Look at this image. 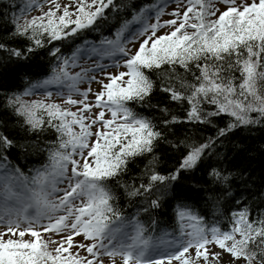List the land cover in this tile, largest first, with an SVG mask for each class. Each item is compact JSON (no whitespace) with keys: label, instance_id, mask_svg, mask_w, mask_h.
Instances as JSON below:
<instances>
[{"label":"snow or ice","instance_id":"snow-or-ice-1","mask_svg":"<svg viewBox=\"0 0 264 264\" xmlns=\"http://www.w3.org/2000/svg\"><path fill=\"white\" fill-rule=\"evenodd\" d=\"M0 24V74L24 82L0 93V264H220L225 254L229 264H264V187L253 193L252 176L224 150L237 129L264 127V0H26L18 9L9 0ZM41 49L49 65L26 67ZM158 81L168 100L153 104ZM169 102L187 104L182 119ZM180 124L216 134L182 137ZM49 131L55 140L41 139ZM167 151L180 154L171 169L159 167ZM37 152L46 163H17ZM137 160L147 163L126 180ZM125 199L135 200L128 214ZM166 204L172 231L156 215Z\"/></svg>","mask_w":264,"mask_h":264},{"label":"trees","instance_id":"trees-1","mask_svg":"<svg viewBox=\"0 0 264 264\" xmlns=\"http://www.w3.org/2000/svg\"><path fill=\"white\" fill-rule=\"evenodd\" d=\"M9 2V0H0V10H2L5 5ZM26 2V0H14V3L16 5V8L18 9L19 6L23 5ZM36 2V0H34ZM158 0H132V3L140 6L144 5H152L157 3ZM15 10V9H14ZM31 12V11H30ZM30 12L27 13V17L31 18L34 15H30ZM128 19L131 17L128 16ZM4 27L2 24H0V41H3L5 38L8 37L7 31L4 30ZM108 26H105V29ZM7 28L10 30L11 25H7ZM104 35H109V32L107 30H104ZM90 39H98V35L96 33L89 34ZM19 42H23V38H19ZM76 43H79V40L76 41ZM56 46H60L62 48V51L65 50L63 45H60L59 42H53ZM11 46L15 47L17 46V43H13ZM27 46V45H25ZM52 45H47V47H51ZM40 55L37 56L34 60H30L27 62L26 67H31L33 71H39V68L37 67L42 66L46 68L49 65L50 57L47 56L46 52L41 49ZM70 51V49H68ZM4 54L0 53V57H2ZM177 72L183 74V69L177 67ZM39 78V77H37ZM189 80H191V77H187ZM153 79H156V77H153ZM157 91L155 94V98L153 99V104L158 103L162 100H168L167 94L159 92V81ZM24 82L20 76L13 75L11 73H4L0 74V93H11V92H20L23 90ZM44 96L41 95H32L25 97L26 100H36V99H44ZM4 104H5V98L4 95L0 94V116L4 115ZM163 106V105H162ZM169 107L172 109L173 114L180 117L181 119L184 116L185 109L187 108V104H179L176 102H169ZM145 115L153 116V115H159L158 112H155L153 110H143ZM214 124L219 125L220 127H223V121L216 120L214 121ZM10 127L15 126V119L9 121ZM178 133L188 136H193L195 139H200L202 137L207 136H215L216 134V128L213 126H205V125H199L194 126L192 124H180L175 127V129ZM41 139L44 140H55V133L52 131L47 132L46 134H43L41 136ZM224 150L228 151L229 156L231 157V164L232 166L239 167L241 169L246 170V173L248 175L252 176V181L250 182L249 187L251 188L253 193H259V191L264 187V127L253 125L249 126L248 128H241L237 129L234 134H230V139L228 141H225V148ZM47 153L46 152H37L33 154L30 158L24 159L23 161H17V163H21L23 165H27L28 168L31 167H38L41 163H46ZM180 159L179 153H174L171 151H167L163 154V158L160 161V168L163 169H171L173 166L178 165ZM147 161L141 162L140 160H137L135 165L132 166V171L129 177H126V180H130L131 177H139L141 174V171L143 170L145 164ZM195 177H200L202 175L201 171H197L195 174ZM137 183H139V180H137ZM237 187L234 185V188ZM244 195L247 197L248 201L252 204V207L255 208L256 205L260 204L259 199H253V197L245 192ZM135 203V200L129 201L127 199L123 200L121 202V208L124 209L125 214H128L133 210L132 205ZM232 210H236L235 205L230 206ZM165 214L160 215L157 213V218L162 219L166 223L161 225V227L166 228L168 231H172L173 228L176 227V221L174 216V206L169 207L167 204L165 205L164 209ZM230 213L226 214L225 218L220 222V227L223 229L226 224L229 223L228 216ZM208 220L213 219L210 215L207 217Z\"/></svg>","mask_w":264,"mask_h":264},{"label":"rangeland","instance_id":"rangeland-1","mask_svg":"<svg viewBox=\"0 0 264 264\" xmlns=\"http://www.w3.org/2000/svg\"><path fill=\"white\" fill-rule=\"evenodd\" d=\"M39 2H40V3H43L44 0H39ZM60 2H61V4H64V3H67L68 0H60ZM48 7H49V4L45 3V4H44V9H43V10H44V11H47ZM175 7H176V4L170 2L169 5H168V8L166 9V12H167V13L172 12L173 9H174ZM40 14H41V9H39V8H35V9H33V10L30 12V15H34V16H38V15H40ZM166 19H172V17H171L170 15H165V16L161 17V20H162V21H163V20H166ZM153 22H154V18H153ZM162 31H167V29H164V30H162ZM75 71H79V69H75ZM111 71H113V72L126 71V69H123V68H121V69H111ZM81 87L84 88V87H87V85H82ZM92 88H93V91H94V92L98 90V86H97L96 84H93V85H92ZM52 91H53V96H52L53 101H55V102H57V103H62V99H63V98L60 97V96H58V95L56 94V90H55V88H53ZM74 98H75V97H74ZM89 99L91 100L92 97L90 96ZM72 110L75 111V108H72ZM2 229H3V225H0V230H2ZM42 238L46 239L47 236H46L45 234H42ZM59 238H60V237H58V236L53 237V239H57V240H58ZM81 240H82L81 237H77V238H76V241H81ZM72 250L75 251V249H72ZM216 250H219V249L217 248ZM80 255H81V256H86L87 253L81 250ZM230 260H231V257H230L229 255L225 254V255L223 256L222 260L220 261V264H229V261H230ZM105 264H107V258H105Z\"/></svg>","mask_w":264,"mask_h":264}]
</instances>
